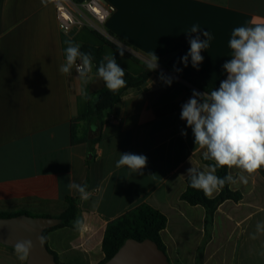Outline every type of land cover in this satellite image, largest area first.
Wrapping results in <instances>:
<instances>
[{
  "label": "crops",
  "instance_id": "1",
  "mask_svg": "<svg viewBox=\"0 0 264 264\" xmlns=\"http://www.w3.org/2000/svg\"><path fill=\"white\" fill-rule=\"evenodd\" d=\"M104 1L116 8L108 31L143 58L150 60L154 53L160 68L144 85L128 89L102 120L74 123L88 113L97 92H91L93 82L86 86L77 78L75 68L71 75L59 72L66 40L113 54L125 70L124 79L147 72L146 64L124 52L121 56L88 29L62 32L54 0H0V212L59 218L68 209L66 199L79 197L66 187L72 179L88 185L89 199L79 197L78 214L87 227L47 233V245L61 264H100L108 224L142 203L168 217L162 235L171 264H264V168L245 173L247 184L237 180L231 185L242 200L220 206L205 242L206 210L181 199L186 170H207L204 150L195 146L191 128L180 119L181 105L191 93L178 80L168 86L160 78L161 73L205 76L219 87L226 78L223 65L232 55L233 30L264 24V0ZM194 24L200 32L187 34ZM206 31L212 38L201 52L199 70L191 58L184 67L181 57L190 48L189 39L199 34L204 40ZM119 153L146 156L142 174L117 168ZM230 173L235 178L239 170ZM0 264L27 260L20 261L13 247L0 243Z\"/></svg>",
  "mask_w": 264,
  "mask_h": 264
},
{
  "label": "clouds",
  "instance_id": "2",
  "mask_svg": "<svg viewBox=\"0 0 264 264\" xmlns=\"http://www.w3.org/2000/svg\"><path fill=\"white\" fill-rule=\"evenodd\" d=\"M200 30L199 25L194 24L186 33H199ZM203 36L206 39L201 40L199 34L189 39L190 48L181 57L184 67L188 66L191 58L192 67L199 70L204 60L201 52L209 47L212 38L208 31L203 32ZM65 44L66 61L59 67L62 75H71L75 68L77 78L84 85L99 79L112 93L126 86L125 70L118 65L113 54L103 56L98 65H94L93 53L81 51V45L71 39ZM229 47L232 55L223 65L226 78L220 81L219 87L203 92L193 90L188 101L181 105L180 119L191 128L195 146L204 150L203 159L212 162L207 165V170L191 166L185 175L190 187L202 190L206 195L237 180L247 184V175L264 168V24L235 28ZM120 54L123 56V51ZM158 59L154 53L151 54L146 62L148 71L159 68ZM174 71L179 73L182 69L174 68ZM160 78L171 86L173 77L161 73ZM84 98H89L88 92ZM181 135L187 136V132L182 129ZM146 164V156L134 153H119L116 161L117 168L126 167L131 175L142 174ZM220 168L238 169L239 175L234 178L229 173L220 177L216 175ZM66 187L78 193L81 201L89 199L87 183L79 184L69 179ZM72 224L78 232L87 227L79 217ZM37 240L43 246L47 237L41 234ZM32 249L30 239L17 241L14 245V253L20 261H26Z\"/></svg>",
  "mask_w": 264,
  "mask_h": 264
},
{
  "label": "trees",
  "instance_id": "3",
  "mask_svg": "<svg viewBox=\"0 0 264 264\" xmlns=\"http://www.w3.org/2000/svg\"><path fill=\"white\" fill-rule=\"evenodd\" d=\"M114 47L117 48L116 46ZM81 51L93 53L95 57L93 62L94 65H98L99 61L104 56V50L102 47L83 45L81 46ZM94 71H95V67H94ZM150 75H151V71H147L139 77H134L131 75L127 76L125 78L126 86L121 88L116 93H112L106 87H104L103 89L97 92L96 101L95 102L90 101L88 113L74 120V123L82 120L93 119V118L102 120V118L104 117V113L109 110H113L120 103L125 92L128 89L132 87L144 85L149 79ZM175 75L179 76L178 74ZM179 77L183 78L190 86H186L182 84L179 85L182 88L188 90L191 94L193 90L203 92L205 90L211 91L213 89V86L211 85L210 81L205 76H200L196 78H184L182 76ZM203 162L207 165L212 163L211 161H205L204 159ZM229 173H230V169L220 168L217 169L216 175L220 177H224L226 174ZM231 185L232 184H226L222 189H220V192L216 197L211 198L208 195H206L202 190H197L190 187L187 178V189L182 194L181 199L183 201H186L191 206H202L206 210V217H205L206 235L204 239L205 242H207L211 237V231L214 226L215 215L218 209L220 208V206L226 201L239 202L242 200V193L233 190ZM66 201L68 203V209L63 215L59 217L63 220L62 223L56 227L45 230L44 232L45 236L51 230L65 228V227H73L72 221L78 218V214L80 212L79 197L77 198L68 197ZM0 217H11V215L0 212ZM167 226H168V217L164 213L155 209L154 207H152L147 203L140 204L135 209L125 213L121 217L117 218L116 220L108 224L102 245V250L105 254V258L100 264H105L107 261H109L128 239H136L138 241H144L146 239H150L155 243H157L159 248L168 255L167 245L162 235L163 231L167 228ZM51 252L54 253L53 251ZM55 256L57 261L59 262V259L56 254ZM197 264L200 263L198 262Z\"/></svg>",
  "mask_w": 264,
  "mask_h": 264
},
{
  "label": "water",
  "instance_id": "4",
  "mask_svg": "<svg viewBox=\"0 0 264 264\" xmlns=\"http://www.w3.org/2000/svg\"><path fill=\"white\" fill-rule=\"evenodd\" d=\"M104 87V83L97 79L92 84L91 92H98ZM62 221L61 218L28 214L0 217V243L14 248L17 241L30 239L33 242V249L27 264H60L47 243L41 246L37 237L44 235L45 230L60 225ZM105 264H171V262L169 256L154 241L128 239Z\"/></svg>",
  "mask_w": 264,
  "mask_h": 264
},
{
  "label": "built area",
  "instance_id": "5",
  "mask_svg": "<svg viewBox=\"0 0 264 264\" xmlns=\"http://www.w3.org/2000/svg\"><path fill=\"white\" fill-rule=\"evenodd\" d=\"M54 4L62 32L69 34L74 29H88L120 50L141 61L143 60L145 64L149 60L140 56L139 53L108 31L106 24L116 11L114 5L104 0H84L81 2L75 0H54ZM167 75L173 77V80H178L186 86H190L183 78L173 73H167Z\"/></svg>",
  "mask_w": 264,
  "mask_h": 264
}]
</instances>
